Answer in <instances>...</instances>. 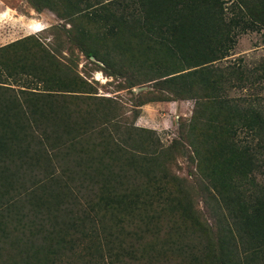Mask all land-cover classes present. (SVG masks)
I'll return each instance as SVG.
<instances>
[{"label":"trees","instance_id":"trees-1","mask_svg":"<svg viewBox=\"0 0 264 264\" xmlns=\"http://www.w3.org/2000/svg\"><path fill=\"white\" fill-rule=\"evenodd\" d=\"M27 2L62 21L0 46V264H264V59L230 58L264 0ZM174 101L170 142L136 124Z\"/></svg>","mask_w":264,"mask_h":264},{"label":"rangeland","instance_id":"rangeland-1","mask_svg":"<svg viewBox=\"0 0 264 264\" xmlns=\"http://www.w3.org/2000/svg\"><path fill=\"white\" fill-rule=\"evenodd\" d=\"M1 1H4L2 2L4 8L12 9L14 20L5 22L0 19V46L30 34H39L45 28L62 21L48 9L37 12L27 0H0V4ZM233 52L231 60L244 57L246 63L257 64L258 60L264 59V30L243 33ZM91 66L88 59L80 55L79 69L94 84L98 94L116 97L129 110L132 105L131 94L129 88L120 87L123 78L108 76L102 70H93ZM131 90L138 93L142 90V86H136ZM257 95L264 98V90L257 91ZM193 106V101L152 102L142 107V116L137 119L136 124L156 129L164 142L168 143L177 136L180 119L191 117ZM179 165V173L187 175V160L180 159Z\"/></svg>","mask_w":264,"mask_h":264},{"label":"crops","instance_id":"crops-1","mask_svg":"<svg viewBox=\"0 0 264 264\" xmlns=\"http://www.w3.org/2000/svg\"><path fill=\"white\" fill-rule=\"evenodd\" d=\"M2 2L4 3V1H1V4H0V19L1 20H4L5 22H8L9 20H14L13 19V16H12V13H11V8L10 7H7V8H4V6L2 5ZM29 28V27H28ZM29 30V29H28ZM32 31V30H31ZM22 38V37H21ZM17 40V39H16ZM12 42V41H11Z\"/></svg>","mask_w":264,"mask_h":264},{"label":"water","instance_id":"water-1","mask_svg":"<svg viewBox=\"0 0 264 264\" xmlns=\"http://www.w3.org/2000/svg\"><path fill=\"white\" fill-rule=\"evenodd\" d=\"M92 59L96 60L94 56H91ZM100 64H103L101 61H98Z\"/></svg>","mask_w":264,"mask_h":264}]
</instances>
